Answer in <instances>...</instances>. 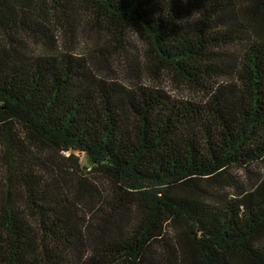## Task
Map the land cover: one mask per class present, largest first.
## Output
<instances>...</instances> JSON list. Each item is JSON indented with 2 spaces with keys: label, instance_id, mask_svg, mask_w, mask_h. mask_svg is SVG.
Instances as JSON below:
<instances>
[{
  "label": "trees",
  "instance_id": "1",
  "mask_svg": "<svg viewBox=\"0 0 264 264\" xmlns=\"http://www.w3.org/2000/svg\"><path fill=\"white\" fill-rule=\"evenodd\" d=\"M0 264H264V0H0Z\"/></svg>",
  "mask_w": 264,
  "mask_h": 264
},
{
  "label": "rangeland",
  "instance_id": "2",
  "mask_svg": "<svg viewBox=\"0 0 264 264\" xmlns=\"http://www.w3.org/2000/svg\"><path fill=\"white\" fill-rule=\"evenodd\" d=\"M164 88L172 95L176 97H188L189 94L182 90L181 88L177 87L174 83L171 82H164ZM193 95V94H192ZM191 95V96H192ZM193 97V96H192Z\"/></svg>",
  "mask_w": 264,
  "mask_h": 264
}]
</instances>
